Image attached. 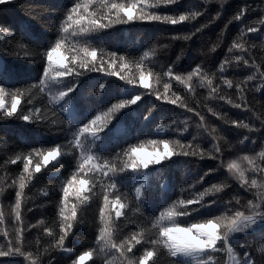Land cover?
Listing matches in <instances>:
<instances>
[{
    "label": "trees",
    "instance_id": "16d2710c",
    "mask_svg": "<svg viewBox=\"0 0 264 264\" xmlns=\"http://www.w3.org/2000/svg\"><path fill=\"white\" fill-rule=\"evenodd\" d=\"M74 2L9 0L0 4V62L13 73L10 83L4 85L6 103L10 106L9 91L20 89L23 93L18 115L8 118L0 110V214L3 216L0 245L4 246L0 250L7 251V244L11 241L14 248L20 247L23 253L31 254V259L19 254L0 257V264H31L32 261L35 264H74L85 251L92 253L85 264H136L146 249L153 248L150 241L158 239L160 227L171 226L167 221L163 225L156 223L160 213L172 205L182 210L185 205L180 201L196 200L200 193L213 185L221 191L203 198V203L210 206L200 208L199 212H192L193 208L200 207L199 204L187 206L190 215L176 218L181 227L218 216H232L236 211L252 215L256 210L248 207V201L261 203L260 198L264 196V157L260 156L264 152V24L261 23L264 21V0H179L175 4L161 3L158 6H155L157 0H145L142 7L150 14L177 19L181 14L200 15L175 25L137 20L116 23L87 37L69 34L64 47L90 45L98 53L103 50L105 60L113 52L126 57L124 62L129 64V69L117 68V71L134 77L144 71L153 92L163 96L164 85L168 84L169 100L179 97V101L172 104L158 100L155 94H148L147 90L140 88L136 90L137 94L144 95L138 105L123 110L113 119L112 131L105 135L99 148L90 153L101 157L90 162L97 168L84 175L86 165L83 173L77 175V179H89V189L79 198L70 191L67 198L66 214L70 215L71 207L76 205L77 216L65 238L64 247L72 251L61 250L63 187L74 173H78V165L83 162L80 150L75 148L73 134L92 116L107 111L122 98H129L123 95L125 84L122 81L98 72H84L79 77L63 81H79L69 112L51 99L58 91L64 90L62 86L49 84L45 91L32 87L43 78V69L47 66L46 51L61 36V23ZM80 2L86 3L87 0ZM241 9H246L243 18L234 19ZM89 11L102 13L104 10L99 0H94ZM248 27L260 30L248 33ZM20 44L24 45L23 49ZM234 44H240L242 48H235ZM61 54L71 55L64 48ZM237 57L241 59L237 61ZM225 61V70L221 72L220 66ZM197 65L202 69L200 76H193L187 83L175 79L179 75L187 80ZM169 67L173 69L171 77L166 75ZM249 76L253 79L248 80ZM207 80L212 81L210 86ZM225 80L231 81L232 86L228 87ZM100 83H106L108 87L101 91ZM222 96L229 98L231 103L228 99H221ZM25 98L32 102L25 103ZM180 101L193 111L179 107ZM234 104H240L241 108L233 107ZM37 108L41 114L32 123L19 118V115ZM197 112L204 117L203 121ZM233 121L243 122L258 131L235 127ZM158 127L165 130L157 132ZM185 127L187 131H184ZM164 139L169 141L174 152L187 151L195 155H174L162 165L145 170V175L119 171L128 162L123 152L130 146L143 143L145 149L151 151L150 141ZM57 145H63L65 155L56 165L44 166L42 156L33 152L34 149L46 152ZM159 147L162 150V145ZM29 154L33 163L29 172H24L25 158ZM17 156L20 160L12 163ZM244 156L253 158L252 165L242 159ZM35 161L42 164L44 170L40 173L34 171ZM105 161H112L115 167V191L108 178L112 173L103 177L99 172ZM232 161L245 170L247 184L228 170L227 165ZM253 179L257 181L255 186L251 184ZM22 182L25 184L23 190L20 189ZM93 182L94 188L91 187ZM139 184L145 185L140 197L135 192ZM17 192H21L19 220L15 208ZM106 193L110 201L107 206L104 202ZM84 195L88 196V201L81 203ZM118 199L122 205L119 218L113 207ZM102 209L104 218H111L113 242L123 244L125 250L129 243L134 245L131 253H125L126 258L97 241L104 227ZM259 211L264 212V204ZM48 229L54 234L46 235ZM5 231L7 237L3 235ZM20 232L22 243L17 240ZM133 236L141 242L135 243ZM232 247L233 255L241 261L243 253L248 252L251 264H264V232L248 230L239 233ZM154 252L155 264H179L162 244L156 245ZM212 255L218 264H235L226 248Z\"/></svg>",
    "mask_w": 264,
    "mask_h": 264
},
{
    "label": "snow or ice",
    "instance_id": "6c2138e0",
    "mask_svg": "<svg viewBox=\"0 0 264 264\" xmlns=\"http://www.w3.org/2000/svg\"><path fill=\"white\" fill-rule=\"evenodd\" d=\"M9 2V0H0V4ZM179 0H157L155 6L163 3L164 5H170L178 3ZM101 8L104 10L101 12L89 11L91 5L94 4V0H87L86 3H81L80 0H75L73 5L68 8L66 13L65 20L61 23L60 33L61 36L55 40L53 45H50L46 51V61L47 66L43 69V78L39 80V84L32 85V87H39L41 91L46 90V85H57L62 86L64 90L58 91L52 96V102L60 106L64 111L69 112L71 101L73 95L76 93L79 88V81H70L69 83H63L66 78L69 77H79L83 75L84 72H98L102 73L104 76H114L118 80L122 81L125 84L123 90V95L129 98H122L118 103H113L107 111L101 112L92 116L91 119L87 120L86 123H82L77 131L73 134V140L75 143V148L80 150V159L83 161L78 165V173H74L72 178L68 180L67 185L63 187V197L64 201L60 207V216L63 217V220L60 221L61 232L62 234L59 237V246L62 251L71 252V249H66L65 238L71 232L73 228V221L77 216L76 205H73L70 210V215L66 214L67 198L70 191H73L74 194L79 198L82 193H84L90 187V181L87 178L77 179V175L83 173L85 166L88 165L87 173L84 175L93 173V170L97 168L96 164L90 163L95 158L100 160L101 157L93 154L97 148L102 144L105 135L112 131V122L115 117H117L123 110L130 109L133 105H138V103L143 99L144 93L137 94V89L143 88L147 90L148 94H155L158 100L162 99L165 102H170L172 104H177L179 97L176 99L169 100L167 95L169 85L165 84V94L161 96L158 92H153L149 84L148 75L144 71L139 72L138 77L134 76H125L117 71V68L128 70L129 64L125 63L126 57L120 56L117 53L113 52L109 54L108 60L104 59L105 53L101 50L99 53L95 47L85 46L83 48L73 46L72 48H65V41L69 34H72L73 37H87L91 33H98L102 30H107L116 23H129L133 21H160L167 22L173 25L187 21L189 19H195V16L200 15V13H195V15L181 14L178 19L172 16H161L157 14H150L144 10L142 5L145 4V0H128V2H118V0H99ZM246 9H241V11L234 17L236 20H241L245 14ZM264 24V21L261 22ZM260 29L256 27H248V33H256ZM243 31V29H242ZM187 39V37L185 38ZM235 48H242L240 44H234ZM20 48L23 49L24 45L20 44ZM64 48L65 52H70L71 55H62L61 49ZM214 50V49H213ZM231 51V49H229ZM145 56L148 55L147 52L144 53ZM237 61L241 57L236 58ZM227 61L221 64L220 71L225 70V65ZM244 64L247 65L248 61H244ZM139 65H137V70H139ZM202 69L199 65L189 73L187 80L182 79L181 76H175L177 81L182 83H187L192 79L193 76H200ZM173 74V69L169 67L166 75L171 77ZM264 75V74H262ZM13 73L10 68L5 67L2 62H0V110L3 111L4 116L11 118L19 114L18 105L21 104V97L23 93L20 89L15 91H9L8 95L11 97L10 106L6 103L5 99V84L10 83ZM253 77L249 76L248 80H252ZM203 83V80H202ZM225 84L228 87L232 86V82L225 80ZM207 84L210 86L212 84L211 80H207ZM108 85L106 83H100L99 89L104 91ZM215 92V89L212 90ZM221 99H228V102L231 103V100L226 97H220ZM25 103L30 104L32 101L25 98ZM179 107L188 108L186 104L182 101L178 104ZM233 107L241 108L240 104H234ZM189 111H193L191 108H188ZM211 111V109H209ZM41 110L35 109L29 110L28 114L19 115V118L27 123H32L34 118L40 117ZM200 117V120L203 121L204 117L198 112L196 113ZM148 119V117H145ZM235 127H243L248 129L249 132L258 131V129L250 128L248 124L243 122H232ZM202 126V125H201ZM163 127H158L157 132L164 131ZM184 131H187V127L184 128ZM247 139V137L245 138ZM153 147L151 151H147L144 147V144L141 143L139 146H130L127 150L123 152V155L127 156L128 162L119 169L121 173L130 172L131 174H140L145 175V170L150 169V167H155L162 165L164 162L171 160L174 155H195V153H189L187 151L183 153L174 152L173 147H170L169 141L167 139L152 140L149 142ZM162 145V150L159 147ZM63 145H57L55 147L49 148L46 152H41L39 150H33L36 155L42 156V164L44 166L59 164L60 159L65 155L62 151ZM183 147V146H181ZM216 151L219 153L220 149L217 146ZM260 156L264 157V152L260 153ZM243 160L247 161L249 165H252L253 158L244 156ZM20 160V157L17 156L16 160H13L12 163H16ZM33 163L31 154L25 158L24 162V172H29V166ZM40 162L35 163L34 171L35 173H40L44 169L42 168ZM228 170L241 180L243 184H247L245 179V170L241 168V165L236 161H232L227 165ZM107 169V172H105ZM258 171L259 169H254ZM101 176L108 177V173H112L109 179L112 180L110 187L113 191L117 188L116 182V170L112 161H105L103 167L99 168ZM252 185H257V181L253 179L251 181ZM25 184L22 182L20 184V189L23 190ZM94 188V182L91 185ZM145 188L144 184H139L135 188L137 196L140 197L142 189ZM221 188L213 185L212 188L205 189L204 192L200 193L196 200L180 201V204H184L185 207L180 210L177 209L175 205H172L165 210H163L156 223L163 225L167 221L171 226H161L159 229V237L156 240L150 241L153 248L146 249L145 252L139 257L136 264H155V252L154 248L158 244H162L167 247L170 256L174 261H178L179 264H185V261L188 264H218V261L214 260L213 253L222 252L225 248L227 249L229 257L235 261V264H251L250 256L248 252L243 253V260L241 261L237 256L233 255L234 249L232 247L233 242L236 240V234L244 233L248 230L255 232L260 230L264 232V212L259 211L262 204H264V196H261V203L254 204L252 200L248 201V207L250 209H255L252 215H245L244 212L236 211L232 216H218L212 219H206L202 223H193L189 224L187 227H181L177 222L176 218L179 216H188L190 215L188 211L189 205L199 204L200 207L193 208L192 212H199L200 208L208 207L210 205H205L203 203V198L206 195H209L213 192H219ZM17 201H16V217L17 220L20 219V196L21 192H17ZM45 195L47 193L45 192ZM88 201V196L84 195L81 203H86ZM104 202L107 206L110 201L108 199V194L104 195ZM239 203V201H237ZM116 208V217L119 218L122 215V205L119 204V199L116 204L113 205ZM102 219L104 220V227L101 228L100 233L97 237L99 244L103 245L104 248H111L117 250L119 255L122 258H126V252L131 253L134 245L129 243L126 247L122 245H117L113 242L112 238V227L110 217L104 218V210H101ZM3 216L0 214V220ZM47 234L52 233L51 229L46 231ZM7 237L8 233L5 231L3 233ZM22 232L17 236L18 242L22 243ZM132 240L135 243H140V240H137L135 236L132 237ZM55 243V241H54ZM3 245H0V249H3ZM7 251L0 250V257L12 256V255H21L25 256L28 259H31V254H25L21 251L20 247H13L12 242L9 241L7 244ZM92 256L90 251H85L83 254L77 257V261H74V264H85V261L89 260ZM31 264H35V261H32ZM132 264V262H129Z\"/></svg>",
    "mask_w": 264,
    "mask_h": 264
},
{
    "label": "rangeland",
    "instance_id": "374dc122",
    "mask_svg": "<svg viewBox=\"0 0 264 264\" xmlns=\"http://www.w3.org/2000/svg\"><path fill=\"white\" fill-rule=\"evenodd\" d=\"M236 235H238V234H236ZM232 262H234V261L232 260Z\"/></svg>",
    "mask_w": 264,
    "mask_h": 264
},
{
    "label": "bare ground",
    "instance_id": "6f19581e",
    "mask_svg": "<svg viewBox=\"0 0 264 264\" xmlns=\"http://www.w3.org/2000/svg\"><path fill=\"white\" fill-rule=\"evenodd\" d=\"M36 162V161H35Z\"/></svg>",
    "mask_w": 264,
    "mask_h": 264
}]
</instances>
